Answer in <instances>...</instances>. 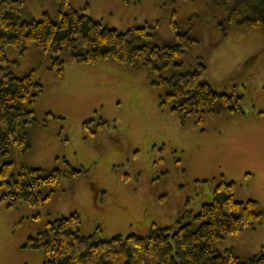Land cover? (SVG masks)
Masks as SVG:
<instances>
[{
	"label": "rangeland",
	"instance_id": "374dc122",
	"mask_svg": "<svg viewBox=\"0 0 264 264\" xmlns=\"http://www.w3.org/2000/svg\"><path fill=\"white\" fill-rule=\"evenodd\" d=\"M213 0H72L102 26L125 33L150 27L152 44L174 41L172 16L197 42L180 62L192 71L200 61L206 81L219 94L242 97V112L215 117L183 118L164 101L166 86H156L151 68L120 66L112 61L74 64L63 53L61 75L50 70V58L31 45L6 48L12 73L34 72L43 93L28 131L30 151L21 155L12 144L4 163L13 174L22 167L64 172L66 163L80 171L78 179L63 178L43 188L49 197L40 208L24 203L9 207L0 201V264H44L43 250L26 247L44 226L74 213L80 233L105 242L116 237H147L151 231L179 222L200 224L195 216L213 200L222 181L235 184L237 202L254 201L260 223L217 242L221 254L231 249L243 262L264 251V30L219 24L224 8ZM27 19L48 13L55 21L67 11L55 0H24ZM201 21L191 29L192 16ZM136 45L140 42L136 40ZM171 70L162 77L169 78ZM4 190L0 188V199Z\"/></svg>",
	"mask_w": 264,
	"mask_h": 264
},
{
	"label": "trees",
	"instance_id": "16d2710c",
	"mask_svg": "<svg viewBox=\"0 0 264 264\" xmlns=\"http://www.w3.org/2000/svg\"><path fill=\"white\" fill-rule=\"evenodd\" d=\"M67 11H60L55 21L44 13L40 21L27 19L24 0H0V158L8 154L12 144L25 155L30 151L28 131L35 125L33 107L43 93L34 72L23 77L12 73L6 48L21 49L24 54L31 45L50 58V70L61 75L64 62L59 55L67 53L78 65L112 61L120 66L151 68L158 76L156 86H166L164 101L183 118L215 117L223 112L241 113L242 97L235 92L219 94L206 81L207 67L200 61L192 71H182L180 60L197 42L190 32H183L172 16L174 41L152 44L150 27L134 28L125 33L102 26L88 14L87 7L76 11L72 0H55ZM128 1V0H125ZM212 6L224 8L226 19L219 24L226 35L231 26L264 30V0H213ZM192 16L191 29L201 21ZM138 40L139 45L135 42ZM171 70L169 78L162 77ZM64 172L22 167L13 174V164L0 167V199L9 207L24 203L40 208L46 201L42 189L60 184L63 178L78 179L80 171L66 163ZM235 184L222 181L212 193V202L200 208L195 216L200 226L178 223V228L151 231L147 237L129 236L95 242L80 233L81 220L74 213L47 223L38 234L29 238L26 247L43 250L44 264H264V251L243 262L233 250L221 254L218 241L238 235L261 222L254 201L237 202Z\"/></svg>",
	"mask_w": 264,
	"mask_h": 264
}]
</instances>
